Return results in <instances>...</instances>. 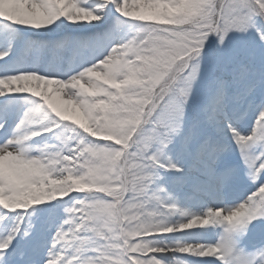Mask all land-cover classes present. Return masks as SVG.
<instances>
[{"label": "snow or ice", "instance_id": "6c2138e0", "mask_svg": "<svg viewBox=\"0 0 264 264\" xmlns=\"http://www.w3.org/2000/svg\"><path fill=\"white\" fill-rule=\"evenodd\" d=\"M0 264H264V0H0Z\"/></svg>", "mask_w": 264, "mask_h": 264}]
</instances>
